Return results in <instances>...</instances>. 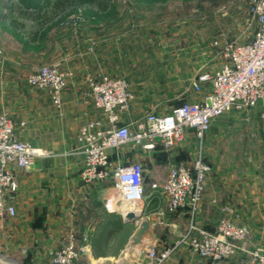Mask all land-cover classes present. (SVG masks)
I'll list each match as a JSON object with an SVG mask.
<instances>
[{"label":"crops","instance_id":"0c3cea01","mask_svg":"<svg viewBox=\"0 0 264 264\" xmlns=\"http://www.w3.org/2000/svg\"><path fill=\"white\" fill-rule=\"evenodd\" d=\"M0 3L6 7L0 12V22L7 20L8 27H13L10 22L12 2L0 0ZM218 5L220 11L212 4L214 9L204 8L200 15L202 21L212 18V23L202 24L201 29L192 33L195 35L185 36L187 39L180 44L171 42L165 45L167 58L141 71L143 76H139L133 67H108L106 59L101 57L102 54L125 53L123 44L118 43L121 32L107 45L114 47L115 51H108L107 46L103 49L105 43L100 46L102 48L94 47L90 51L85 42L82 47L89 53L85 56L79 49L70 53L64 51L65 41L59 43V35L54 36L52 32L53 35H46L50 41H47L44 52L39 53L38 47H30L22 54L17 66L11 67L9 74L14 77L10 76L13 79L3 83L0 112L8 113L16 121L21 140L48 151L49 155L36 158L29 169L17 168L19 188L12 199L17 215L0 218L4 243L7 248L12 244L14 249L13 258H8V262L52 264L51 252L75 234L77 243L86 246L80 262L123 264L128 260L134 264L149 263L144 251L140 255L128 252L129 241L139 222H126L123 206L121 211L108 205V196L115 190L114 180L85 182L80 175L84 165V156L77 153L81 127L89 120H101L104 129L110 127L103 112L94 106L89 96L88 78L110 74L128 79L134 99L130 110L121 114L120 123H130L132 128L135 121L146 114H166L173 107L150 103L202 100L212 89L211 84L205 83L199 92L194 89L193 81L201 72L215 71L224 62L211 43L250 37L255 28L246 34L248 21L245 16L250 0H218ZM222 6L228 7V13ZM219 13L224 15L219 16ZM227 14L229 18L224 17ZM34 37L40 38L41 30L35 31ZM75 43L74 46L80 47L82 41L78 42L79 45ZM43 64L59 65L73 73L63 92L61 105L50 88L39 89L25 79ZM145 86H162L158 88L162 93L151 88L145 90ZM263 115L264 100L248 111L231 110L213 120L202 145L203 156L212 169L207 176L200 209L195 214L189 207H183L161 217L157 211L166 207V198L160 193L153 194L150 187L152 182L166 178L170 163L190 164L197 156L200 140L194 130L187 129L183 140L171 150H161L160 147L151 151L126 146L114 153V157L143 167L147 196L141 208L144 210L141 220L149 222L150 230V243L145 248L155 246L160 251L171 246L192 223L216 231L223 219H229L248 225L250 246L264 250ZM21 122L25 125L22 126ZM164 264H241V258L236 256L215 263L201 257L188 245H182Z\"/></svg>","mask_w":264,"mask_h":264},{"label":"built area","instance_id":"2783aa9c","mask_svg":"<svg viewBox=\"0 0 264 264\" xmlns=\"http://www.w3.org/2000/svg\"><path fill=\"white\" fill-rule=\"evenodd\" d=\"M248 11L255 26L248 40L211 43L224 62L215 71L201 72L193 81L194 89L199 92L205 83L211 84L212 89L200 101H184L162 115L150 112L136 120L132 128L130 123H120L121 114L130 110L133 99L129 81L107 74L88 78L89 96L110 127L104 129L101 120H89L81 127L77 137V153L84 156L80 175L85 182L114 180L115 190L107 199L109 206L122 211L125 202L137 200L142 208L147 196L143 167L114 157V153L126 146L171 150L183 140L185 131L192 129L200 140L197 156L190 164L170 163L166 178L152 182L150 187L153 194L160 193L166 198V207L157 211L161 217L183 207H189L193 214L200 209L212 169L203 156L202 145L213 120L231 110L248 111L264 100V0H250ZM72 76L70 70L46 65L30 74L28 82L38 88H50L61 105ZM20 124L23 126L25 122ZM17 125L8 113H0V218L17 215L12 200L19 188L17 168L29 169L36 158L49 155L48 151L21 140ZM250 239L248 225L223 219L216 231L192 223L171 246L160 251L150 246L144 252L149 258L147 264H164L182 245L215 263L240 256L241 264H264V250L251 247ZM85 251L86 246L79 245L75 234H71L51 252V263L76 264Z\"/></svg>","mask_w":264,"mask_h":264},{"label":"rangeland","instance_id":"374dc122","mask_svg":"<svg viewBox=\"0 0 264 264\" xmlns=\"http://www.w3.org/2000/svg\"><path fill=\"white\" fill-rule=\"evenodd\" d=\"M52 1L55 2L42 10L43 12L46 11V16H48L49 22L47 23L41 19L32 18L34 14H37L36 8H29L31 14L24 9L21 11L15 10L13 17L18 22L17 27H8L7 20L0 22V96L2 95L3 83L12 80L14 77L13 74H9L11 73V67L17 66L22 54L26 53L30 47H38L40 48L39 53L44 52L47 41H50V37L46 38V35H50L52 32L54 36L59 35V38H57L59 43L65 41L66 45L62 47L64 51L70 53L75 49H79L84 56L89 54H87V48L85 50L82 47L85 42L90 51H93L94 47L102 48L100 46L103 43H105L103 46V49H105L107 45H110V41L116 40L115 36H120L119 32H121L122 36L118 39V43L123 44L125 53L116 55L113 53L109 55L102 54L101 57L106 59L108 67L113 69H129L133 67L137 69L139 76H143L141 71L144 72L149 66L152 67L161 62L164 57L167 58L164 53V47L168 46L169 43L177 42L180 44L187 39L185 36L195 35L192 33H196V31L201 29L202 24L212 23V18L201 20L200 15L204 8H219L218 0H96L86 4H79L76 0ZM57 1L61 5L56 7L54 3H57ZM99 1H104L105 7H101ZM10 2L13 3V7L19 5V0H10ZM212 4L215 6L211 7ZM221 8L225 11L228 10L227 6L225 8L222 6ZM5 9L6 7L0 3V12ZM221 15H224V13H219V16ZM224 17L229 18V14ZM245 19L248 21L245 25L246 34H248L254 28L253 17L249 11H247ZM38 29L41 30V37L35 38L34 33ZM70 35L75 37L67 39L66 37H70ZM62 37L65 39H62ZM234 39L246 41L249 37ZM73 40L76 45L79 41H82L81 46H74ZM106 48L108 51H115L114 47L107 46ZM92 55L95 56V54H90V56ZM46 65L51 64H43L41 67ZM41 67L30 74L37 72ZM30 74L25 77L27 82ZM10 76L13 77L11 78ZM109 76L111 75L109 74ZM144 88L145 90L151 88L152 90L155 89L156 92H161L159 89L163 87L145 86ZM131 92L134 99L132 88ZM180 103L157 101L150 104L157 106L171 105L173 106L171 109H173ZM11 245L8 248L5 245L4 234L0 228V264H18L16 262H8V258L14 254V249ZM76 264L88 263L77 261ZM123 264L134 263L126 260Z\"/></svg>","mask_w":264,"mask_h":264},{"label":"water","instance_id":"95a60500","mask_svg":"<svg viewBox=\"0 0 264 264\" xmlns=\"http://www.w3.org/2000/svg\"><path fill=\"white\" fill-rule=\"evenodd\" d=\"M143 218V209L137 214H131L124 216L126 222H139L138 229L132 235L129 241L128 252L130 254L138 255L142 253L145 246L150 243V230L149 222L147 220H141Z\"/></svg>","mask_w":264,"mask_h":264},{"label":"trees","instance_id":"16d2710c","mask_svg":"<svg viewBox=\"0 0 264 264\" xmlns=\"http://www.w3.org/2000/svg\"><path fill=\"white\" fill-rule=\"evenodd\" d=\"M76 1H78L79 4H86L88 2H94L96 0H76ZM53 2H55V1H52V0H19V5H17L16 7H13V3H12L10 12H11V14H13L15 10H20L21 11L23 9L26 12H29V8H36L37 9L36 10L37 14L36 15L34 14L33 18L41 19L45 23H47V22H49V19L47 18L48 16H46V11L43 12L42 10L45 9V7L46 8L49 7ZM54 5L57 7L58 5L60 6L61 3L59 1H57V3H54ZM99 5L101 7H105V2L104 1H99ZM10 22H11V25L13 27H17L18 26V22H17V20L14 17H11ZM34 35H35V33H34Z\"/></svg>","mask_w":264,"mask_h":264},{"label":"bare ground","instance_id":"6f19581e","mask_svg":"<svg viewBox=\"0 0 264 264\" xmlns=\"http://www.w3.org/2000/svg\"><path fill=\"white\" fill-rule=\"evenodd\" d=\"M124 216H128L131 214H137L140 212L141 202L140 201H129L125 202L123 205ZM14 262V261H11Z\"/></svg>","mask_w":264,"mask_h":264}]
</instances>
